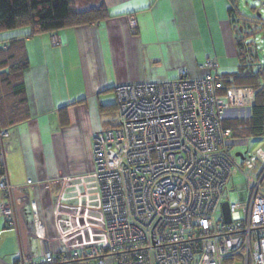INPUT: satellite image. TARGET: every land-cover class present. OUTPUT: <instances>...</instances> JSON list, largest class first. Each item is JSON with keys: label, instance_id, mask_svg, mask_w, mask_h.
<instances>
[{"label": "crops", "instance_id": "1", "mask_svg": "<svg viewBox=\"0 0 264 264\" xmlns=\"http://www.w3.org/2000/svg\"><path fill=\"white\" fill-rule=\"evenodd\" d=\"M99 1L106 19L26 40L31 118L0 139L13 187L11 195L0 193V206L10 202L18 223L17 231L9 229L0 214V264L41 261L48 251L69 258L106 245L93 143L98 132L117 124L116 87L175 80L183 71L198 78L208 59L217 62L219 75L238 71L230 0ZM53 36L60 46H53Z\"/></svg>", "mask_w": 264, "mask_h": 264}, {"label": "built area", "instance_id": "2", "mask_svg": "<svg viewBox=\"0 0 264 264\" xmlns=\"http://www.w3.org/2000/svg\"><path fill=\"white\" fill-rule=\"evenodd\" d=\"M129 25L136 29L137 19ZM52 44L61 41L53 36ZM200 68L198 78L183 71L175 80L116 87L117 124L93 143L106 245L17 264H264V150L241 153L238 163L224 123L253 104L254 92L222 94L217 62ZM239 174L245 182L232 203L229 185ZM12 190L2 177L0 193ZM0 214L18 230L10 202Z\"/></svg>", "mask_w": 264, "mask_h": 264}, {"label": "trees", "instance_id": "3", "mask_svg": "<svg viewBox=\"0 0 264 264\" xmlns=\"http://www.w3.org/2000/svg\"><path fill=\"white\" fill-rule=\"evenodd\" d=\"M229 15L236 23V46L239 68L234 75H220L222 94L229 88H248L254 91L251 116L226 120L232 139H264V59L255 39V29L263 19H247L240 8V0L230 1ZM108 17L101 2L88 10L75 8V0H0V35L19 30L26 34L4 40L0 47V133L31 118L26 94L24 73L29 68L26 40L45 33L89 25ZM261 22V23H260ZM255 25V26H254ZM264 31V29H263ZM102 107V110H105ZM6 176V166L0 148V179Z\"/></svg>", "mask_w": 264, "mask_h": 264}, {"label": "rangeland", "instance_id": "4", "mask_svg": "<svg viewBox=\"0 0 264 264\" xmlns=\"http://www.w3.org/2000/svg\"><path fill=\"white\" fill-rule=\"evenodd\" d=\"M100 4L99 0H75V8L79 11L88 10L90 7L97 6ZM240 8L244 17L247 19L260 18L263 19L261 25H258L255 29V33H258L255 39L251 38L250 41L254 43V46L257 45L259 47L260 52L262 54V58L264 59V0L261 3L254 0H240ZM255 26V25H254ZM256 47V46H255ZM251 106V105H250ZM249 106V107H250ZM249 107L244 108V110H240L236 116H231L230 120L235 119H245L248 117L247 109ZM234 115V114H232ZM234 117V118H233ZM102 131V130H101ZM233 155L238 163H241V158L237 157L238 153L242 154H254L258 149L264 150V139H251V138H234L233 140ZM244 177L239 174L235 177L234 182H231L229 185V193L230 200L232 203H236L239 201L238 194L234 189L235 186L244 183ZM229 203V201H227ZM239 264V263H236Z\"/></svg>", "mask_w": 264, "mask_h": 264}, {"label": "water", "instance_id": "5", "mask_svg": "<svg viewBox=\"0 0 264 264\" xmlns=\"http://www.w3.org/2000/svg\"><path fill=\"white\" fill-rule=\"evenodd\" d=\"M254 1H257V2H259V3L262 2V0H254ZM247 111H248V117H250V116H251V107H249V108L247 109ZM236 117H237V116H236ZM237 157L243 159V155H242L241 153H238V154H237Z\"/></svg>", "mask_w": 264, "mask_h": 264}]
</instances>
